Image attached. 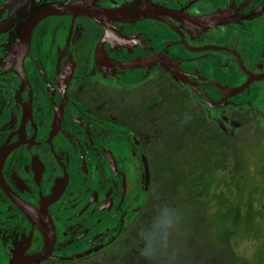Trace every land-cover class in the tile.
<instances>
[{
    "label": "flooded vegetation",
    "instance_id": "obj_1",
    "mask_svg": "<svg viewBox=\"0 0 264 264\" xmlns=\"http://www.w3.org/2000/svg\"><path fill=\"white\" fill-rule=\"evenodd\" d=\"M252 121L264 0H0V264H113L162 203L158 154L184 177L182 137Z\"/></svg>",
    "mask_w": 264,
    "mask_h": 264
},
{
    "label": "rangeland",
    "instance_id": "obj_2",
    "mask_svg": "<svg viewBox=\"0 0 264 264\" xmlns=\"http://www.w3.org/2000/svg\"><path fill=\"white\" fill-rule=\"evenodd\" d=\"M228 140L234 150L233 164L215 172L210 196L196 206L177 200L181 185L177 179L184 177L176 173L164 177L175 160L164 159L162 152L156 158L160 170L152 200L156 203L159 196L161 204L181 211V264H264V123L239 126ZM222 189L224 197L219 193ZM131 245L134 248L117 256L113 264H138L137 240Z\"/></svg>",
    "mask_w": 264,
    "mask_h": 264
},
{
    "label": "trees",
    "instance_id": "obj_3",
    "mask_svg": "<svg viewBox=\"0 0 264 264\" xmlns=\"http://www.w3.org/2000/svg\"><path fill=\"white\" fill-rule=\"evenodd\" d=\"M179 150L186 155L182 168L187 171L183 178V183L187 184L186 190L179 193V200L195 206L210 196L215 171L231 168L232 145L228 140H222L218 136L213 138L201 136L195 139L185 135L182 137ZM221 195L225 196L224 191Z\"/></svg>",
    "mask_w": 264,
    "mask_h": 264
},
{
    "label": "clouds",
    "instance_id": "obj_4",
    "mask_svg": "<svg viewBox=\"0 0 264 264\" xmlns=\"http://www.w3.org/2000/svg\"><path fill=\"white\" fill-rule=\"evenodd\" d=\"M185 119L190 117L186 114ZM154 213L151 220L141 224L136 232L140 256L145 264H181V211L167 204H158Z\"/></svg>",
    "mask_w": 264,
    "mask_h": 264
},
{
    "label": "water",
    "instance_id": "obj_5",
    "mask_svg": "<svg viewBox=\"0 0 264 264\" xmlns=\"http://www.w3.org/2000/svg\"><path fill=\"white\" fill-rule=\"evenodd\" d=\"M70 8V5L67 3L63 2H55V3H50L46 5L39 6L33 13L32 16L27 24L26 29H31L36 22H38L41 18H43L47 14L51 13H60V12H65ZM45 255L39 254L37 257L41 258ZM36 257V258H37Z\"/></svg>",
    "mask_w": 264,
    "mask_h": 264
}]
</instances>
